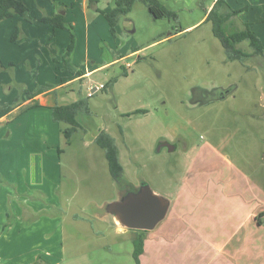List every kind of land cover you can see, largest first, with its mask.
Wrapping results in <instances>:
<instances>
[{"label": "rangeland", "instance_id": "obj_1", "mask_svg": "<svg viewBox=\"0 0 264 264\" xmlns=\"http://www.w3.org/2000/svg\"><path fill=\"white\" fill-rule=\"evenodd\" d=\"M90 1L96 2L100 10H110L113 6L112 0H87L86 7L83 0L25 3L33 17L54 11L65 24L73 26L75 45L66 61L67 46L56 57L59 68L41 63L44 67L41 74L46 75L43 81L48 85L42 87L49 89L59 83V79H53V72L62 75L93 70L113 58L118 62L96 71L90 79L96 86L105 85L114 77L117 81L111 90H99L88 97L91 115L78 118L80 127L70 143H66L62 134L69 127L64 123L51 121L49 127L35 117L37 122L22 120L13 128V138L9 136L8 141L5 137L12 129L8 124L2 126L0 138L4 141L0 140V150H29L20 157H25L32 168L40 160L35 150H45L54 173L44 180L39 190L42 193L36 189L32 194L33 191L25 189L22 179L14 191L11 184L7 190L6 180L0 184L8 199L6 205L10 199L16 200L15 190H18L21 197L18 205L26 198L32 207L29 215L17 218L8 211L4 230L0 227V264H136L132 255L135 232L119 230L104 212L122 190L109 173L104 151L93 142L100 131L116 141L124 185L136 189L148 185L169 199L184 198L182 206L170 207L157 231L149 233V241L158 235L171 239L176 234L179 245L202 244L205 230L210 233L219 227L238 226L240 232L232 243H241L243 263L250 262L252 256L254 260H264V219L257 227L250 217L264 209V167L258 172L262 181L259 187L246 186L248 181L244 180L250 176L249 182L257 181L245 159L254 163L256 157L251 150H264V107L261 106L264 59L251 57L244 64L226 59L221 42L211 32V23L204 22L214 0H158L176 13L177 22L153 18L146 6L137 2L119 21L116 38L110 35L104 17L89 7ZM229 3L232 4L231 0ZM83 8H87V13ZM12 21H16L13 29L0 25V52L8 57L18 55L10 47L22 40L17 22H25L19 16ZM12 21L4 24L13 26ZM31 24L39 36H46L49 25ZM16 29L19 33L12 42ZM60 32L58 41L67 38L68 45L70 32L66 29ZM240 47L248 48L247 43ZM136 49H140L138 54L129 57ZM14 67L6 64L0 75L7 74L15 86L33 89L43 83L37 81V75L25 72L27 63L18 64L21 71L17 72V79ZM123 69L127 71L126 77L120 75ZM73 86L76 88L78 84ZM220 88L235 90L220 100L202 95L204 92L211 95L213 89ZM1 95L2 106L14 99L8 102L6 98L10 94L4 91ZM204 99L210 102L199 105ZM135 111L145 113L133 114ZM163 142L174 147L173 151ZM13 176L6 177L12 180ZM18 177L22 178L20 173ZM54 177L58 178L59 186L53 185ZM7 191L12 193L9 195ZM214 195L218 199H212ZM242 197L249 204L241 201ZM196 202L198 206L194 205ZM73 214L80 217L73 219ZM16 222H24L30 227L24 232L30 233L18 234ZM196 225L202 226L195 228ZM202 249L203 246L181 251L180 259L191 255L200 259L198 252ZM36 257L41 258L36 260ZM153 259L151 248L147 247L141 262L152 264ZM145 260L152 261L144 263Z\"/></svg>", "mask_w": 264, "mask_h": 264}, {"label": "crops", "instance_id": "obj_2", "mask_svg": "<svg viewBox=\"0 0 264 264\" xmlns=\"http://www.w3.org/2000/svg\"><path fill=\"white\" fill-rule=\"evenodd\" d=\"M22 2L26 3L27 0H21ZM215 1V0H214ZM213 1V3H214ZM229 3V0H227ZM86 2L87 0H83V7H86ZM232 4L231 6L234 7V9L238 8H243L247 7V11L242 13L240 15V21L242 22H247L251 25V29L254 31V33L261 39V42L264 46V0H242L235 2L234 0H231ZM27 4V3H26ZM28 5V4H27ZM213 5V4H212ZM211 5V7H212ZM98 7V6H97ZM210 7V8H211ZM209 8V10H210ZM84 12L87 13V8H83ZM111 10V9H110ZM104 10L106 12L110 11ZM208 10V11H209ZM207 11V12H208ZM56 14L54 11L47 13V16H53ZM45 15V16H46ZM18 16V15H16ZM16 16L0 21L1 27H7L8 29L15 28L16 21H12L13 18ZM206 16V15H205ZM20 17V16H19ZM42 16H37L36 18H40ZM205 18V17H204ZM12 21L13 26L9 24H4L6 21ZM44 24V23H42ZM4 25V26H3ZM29 25H33L31 23L28 24V22H17V25L20 30H21V37L22 40L18 42H14L13 45L10 47L11 50H15L18 55H13V56H7V55H2L0 52V60L1 63L5 66L6 64L16 63V67H14V75L17 74L18 71H21V68L18 67V64L22 63H27L29 65L28 69L25 70V72L29 75L35 74L37 75V81L43 82L39 83L38 86L44 85L48 86L45 84L43 81V77L46 75H42L41 73L44 71L42 68L41 63L46 62L49 63L50 65H53L55 68H59L58 66V60H56L57 55L62 54V49L67 46V38H63L61 41H58L59 38L61 37V29H53L52 26L49 25L48 29H45L44 33L46 36H39L38 30L36 32L35 28ZM48 25V24H46ZM108 27V23H107ZM11 29V30H12ZM1 40V39H0ZM86 42H88L85 39ZM1 46V44H0ZM2 46L6 47L4 44ZM58 49V51H57ZM1 51V50H0ZM140 49H136L132 51L128 56L129 57H134L138 54ZM41 55V56H40ZM19 56V57H18ZM126 57H121L120 59H125ZM41 60V62H40ZM118 59H108V61L104 62L102 65H99L98 67L94 68L93 70L87 69L86 71L78 70L75 73L72 74H64L59 75L57 72L52 73L53 79L56 81L59 79V83H57L54 87L49 88L47 91H35L34 92V87L33 89H28L26 86L24 87L23 85H17L15 86L14 81L11 80V78L7 75L4 74L3 76L0 75V102H1V94L2 91L7 94H10L6 98V100L13 99L19 92L20 89L24 88L27 90V94H24L21 96V99L16 106H12V102L8 103L6 106L0 105V132L2 133L4 130V127H2L4 124L10 125L12 132L10 135H7L5 137V141H8L9 136L13 138V128L16 129V127L19 126V122L22 120H32L34 122H37L38 119L42 120V124H46L49 127H51V110L50 107H52L54 104H59V105H65L72 103L77 100L78 98V92L80 91L81 95H85L89 89H92L96 87V84L93 83V81L90 79L92 75L99 70L106 69L110 67L112 64L118 62ZM53 64H51V62ZM55 64V65H54ZM25 73V74H26ZM1 74V73H0ZM40 78L42 81H40ZM17 79V75H16ZM18 83H23L18 81ZM74 84H78L76 88L73 86ZM234 88H229V91L231 94L234 92ZM88 97V96H87ZM65 98H69V101H65ZM261 106L264 107V101L261 100ZM200 105V104H199ZM202 105V104H201ZM27 115V118H21L22 116ZM38 118V119H34ZM53 122V121H52ZM5 125V126H6ZM97 135H95L96 137ZM93 137V139L95 138ZM2 138H4V135L2 134ZM0 140H3L0 138ZM4 141V140H3ZM264 143V141H263ZM28 153L29 150H0V184L3 181H7V190H10L9 184L12 185V191H14V186L17 188V182L20 181V179L23 180V183L28 189V191H33L34 192L40 190V188L43 187V182L48 176L50 177L52 173V168L50 166V163L48 161V158L45 156L46 151L45 150H35L36 155L38 156L39 164L35 167L32 168L31 165L28 163V161L25 159V157H20L22 152ZM252 153H254L255 156H253L255 159L254 163H250L248 160L245 159V161L249 164V169H251L252 173L251 174H256L253 175L257 179V181H250L249 178L250 176L244 177V180L248 181L246 186H254V187H259L262 183L260 181V176L261 174L258 173L263 167H264V150H251ZM36 159V162L38 160ZM258 161V162H257ZM260 162V163H259ZM18 163V165H17ZM255 163H258L257 165ZM236 166V165H235ZM241 167V166H240ZM237 168V167H236ZM18 173L21 174L22 178L18 177ZM7 175H14L12 180L7 178ZM55 178V177H54ZM42 179V182L40 180ZM17 180V181H15ZM53 185L59 186L60 182L58 181V178L54 179ZM4 187L0 186V227L2 230H4L5 222L4 219L8 217V211L11 210V212L16 216V218L20 215H29L31 213L32 207L29 206V200L26 198H23L24 200L18 205L20 201V196L18 190H15V199L12 200L10 199L9 205H6V202H8V199L4 197V192L3 190ZM9 188V189H8ZM12 191H7L8 194L12 193ZM42 193V191H39ZM253 192V191H252ZM256 195V194H255ZM255 195H252L254 197H257ZM122 194H118L117 197H115L114 200H118ZM17 197V198H16ZM165 197V196H163ZM179 200H176L175 198L169 199L165 197L169 201V208L167 210L166 216L171 209L176 207L177 205L180 207L182 206L181 204L184 203V198L181 196H178ZM218 199L217 195H214L212 199ZM241 201L249 204L250 201H248L246 198H241ZM24 202L27 203L23 204ZM191 204L192 203H188ZM195 206H198V202L194 204ZM190 208V206H189ZM193 208V205H192ZM194 209H191V212ZM40 212L42 213L41 209H39ZM44 212V209H42ZM105 212V208H104ZM204 214H207L204 212ZM105 215L108 216V214L105 212ZM104 215V218L106 216ZM250 217H253L252 219L254 220V223H257V227L261 225L262 219H264V209L263 211L259 210L255 214H250ZM73 219H78L80 215L73 214ZM165 216V218H166ZM164 218V219H165ZM112 219V218H111ZM160 221L153 230H148L143 233L142 239L144 240L143 243V250L141 255L139 256V264H142L141 262V256L144 255L147 247L151 248V255L153 253L154 259L152 260H145L144 263L152 261V264H244L243 260H241L242 256V247L240 242H234L232 243L234 236L240 232V230L236 227H230L229 229H214L212 230L213 232L207 233L205 229V232L203 233V243L202 244H193V242L189 243H184L182 245L177 244L179 236L174 234V236L171 239H164L162 235L156 236L155 239L149 241L148 235L149 233L156 232L157 228L159 225L164 221ZM38 221V220H37ZM37 221L34 223L37 224ZM113 223V219H112ZM14 227L18 228V234H24L30 233L28 231L24 230H29V226L26 227L24 222H16L14 223ZM114 224V223H113ZM13 225H11L12 227ZM31 226V225H30ZM202 225H196L195 228H200ZM9 227V229L11 228ZM23 227H26L25 229ZM119 227V230H125V231H130L129 229ZM8 229V230H9ZM198 230V229H194ZM10 231H14V229H10ZM131 231H144V230H131ZM199 231V230H198ZM95 233H99L98 231ZM134 238V237H133ZM132 238V240H133ZM183 238H181L182 240ZM154 241H155V246H154ZM154 246V247H153ZM201 246H203L202 251H206L205 253L198 252L201 256L200 259H195L193 258L194 255L187 256L186 258H181L180 259V253L181 251L184 250H197L200 249ZM253 251V250H252ZM257 251V249H256ZM203 256V258H202ZM41 257H36V260H40ZM240 260V261H239ZM246 264H264V260H254L253 256L250 262H247Z\"/></svg>", "mask_w": 264, "mask_h": 264}, {"label": "trees", "instance_id": "obj_3", "mask_svg": "<svg viewBox=\"0 0 264 264\" xmlns=\"http://www.w3.org/2000/svg\"><path fill=\"white\" fill-rule=\"evenodd\" d=\"M137 2L145 5L150 15L155 19H166L170 22H177L178 20L176 13L166 9L158 0H112L113 6L108 12L100 10L95 4L96 2L90 1L89 7L99 12L104 17L108 23L110 35L116 38L119 21L130 13L132 7ZM246 11L247 7L233 9L227 0H215L204 19V22L211 23V32L213 36L221 42L226 59L228 61H238L242 64L251 57L264 59V46L261 39L254 33L249 23L240 21V15ZM16 15L20 16L28 23L40 22L52 26L53 29L68 30L70 32V40L64 51V61L71 55L75 45L73 26L71 24H65L60 14L36 18L31 16L29 7L21 0H0V21L10 19ZM18 33L19 30L16 29L11 37L12 42L16 40ZM242 43H247L248 48H241L240 45ZM9 66L14 67V64L10 63ZM2 68H4V66L0 60V69ZM120 75L126 77L127 71L123 69ZM116 81V77L109 79L102 90H111ZM39 90L47 91L48 89L37 86L34 91ZM27 93L26 89H20L12 101V106L18 105L21 96ZM78 97L79 98L72 103L65 105L54 104L50 107L52 121L55 123H64L69 126L62 131L66 143L71 142L73 135L80 127L78 118L83 115H91L87 101L88 97H83L80 91L78 92ZM139 113H145V111H135L133 114ZM127 116H130V114ZM93 142L104 151L109 173L113 181L122 190V193L124 194L126 190L130 191V189L135 191V187L124 185L125 183L122 179L123 168L119 161L115 139L110 134L100 131L93 139ZM134 232L136 236L132 240V245L134 247L132 255L136 264H139V256L142 253L144 243L142 236L145 231Z\"/></svg>", "mask_w": 264, "mask_h": 264}, {"label": "water", "instance_id": "obj_4", "mask_svg": "<svg viewBox=\"0 0 264 264\" xmlns=\"http://www.w3.org/2000/svg\"><path fill=\"white\" fill-rule=\"evenodd\" d=\"M93 88L92 91H95ZM264 101V84L261 87ZM169 151L174 147L167 145ZM169 208V201L155 193L148 185H143L135 191H127L115 201L107 204L105 212L117 226L129 230H153L162 221Z\"/></svg>", "mask_w": 264, "mask_h": 264}, {"label": "flooded vegetation", "instance_id": "obj_5", "mask_svg": "<svg viewBox=\"0 0 264 264\" xmlns=\"http://www.w3.org/2000/svg\"><path fill=\"white\" fill-rule=\"evenodd\" d=\"M215 89H213L212 91H211V95H210V93H208V92H204L202 95L203 96H205V98H207V97H210V96H212V98H211V100H220V99H223V98H226L227 96H229L231 93H230V91H229V89H222V88H220V89H216L215 91H214ZM195 94H193V96H194ZM192 99V98H191ZM193 100V99H192ZM191 100V101H192ZM205 100V99H204ZM197 100H193V102H196ZM205 102H210V100H205V101H202V102H199V104L201 105V104H207V103H205ZM163 145H168L166 142H163L162 143ZM123 194V193H122Z\"/></svg>", "mask_w": 264, "mask_h": 264}, {"label": "built area", "instance_id": "obj_6", "mask_svg": "<svg viewBox=\"0 0 264 264\" xmlns=\"http://www.w3.org/2000/svg\"><path fill=\"white\" fill-rule=\"evenodd\" d=\"M103 84H100L99 86H96L95 88V91H92V89H89L88 91H87V96L88 97H90V96H92L96 91H99V90H102L103 89Z\"/></svg>", "mask_w": 264, "mask_h": 264}]
</instances>
